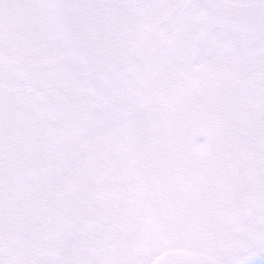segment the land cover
<instances>
[{
  "label": "snow or ice",
  "instance_id": "snow-or-ice-1",
  "mask_svg": "<svg viewBox=\"0 0 264 264\" xmlns=\"http://www.w3.org/2000/svg\"><path fill=\"white\" fill-rule=\"evenodd\" d=\"M0 264H264V0H0Z\"/></svg>",
  "mask_w": 264,
  "mask_h": 264
}]
</instances>
